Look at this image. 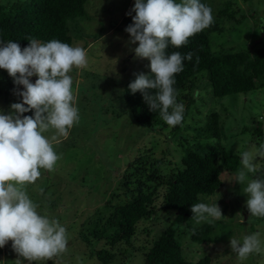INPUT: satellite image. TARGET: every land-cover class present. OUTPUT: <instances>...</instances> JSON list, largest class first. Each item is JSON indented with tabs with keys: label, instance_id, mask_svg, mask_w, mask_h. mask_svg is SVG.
<instances>
[{
	"label": "rangeland",
	"instance_id": "1",
	"mask_svg": "<svg viewBox=\"0 0 264 264\" xmlns=\"http://www.w3.org/2000/svg\"><path fill=\"white\" fill-rule=\"evenodd\" d=\"M206 1L214 11V22H221L223 29L222 32L209 34L214 51L264 48V0H253L247 4L242 0ZM134 4L135 0L87 1L89 14L78 20L79 32L74 33L73 46L79 45L87 50L88 66L74 68L70 73L80 121L67 137L58 136L53 141L55 151L62 154L55 170L42 169L41 177L27 187L30 198L39 205L38 211L57 219L66 227L68 250L52 260L29 262L18 257L10 241L0 248V264H104L93 255L104 248V240L92 236L88 239L93 232L90 222L97 223L103 218L105 223L115 207L130 200L118 189V176L143 148L152 149L162 164L178 162L185 150L182 141L190 132L171 137L172 134L168 132H172L170 126L163 133L160 132L161 128L158 131L142 128L133 120L125 100L121 98L125 85L136 79L135 74L143 72L147 75L150 68L149 60L137 59L131 51L138 43H128L130 34L125 29L133 23L132 17L129 24L124 25V22ZM228 12L234 14L236 19L227 17L225 14ZM4 74L6 70L0 69V89L7 92L8 89L2 88L9 82V79L1 81ZM204 74L199 76L195 89L188 92L190 97H180L185 107L184 113L188 112L182 128L191 125L194 130L202 124L201 120L209 117L210 111H216L223 124L221 141L226 152L241 157L242 152L259 148L260 145L250 143L251 134L244 130L252 127L254 122L264 127V89L217 99L208 82V75ZM35 80L33 77L32 81ZM198 85L199 88H196ZM193 97L194 103L191 102ZM10 105L6 97H0V111L8 114ZM44 135L51 138L55 130H49ZM210 141L217 140L210 138ZM258 143H264V137ZM254 163H258L257 169L264 166V160L260 158ZM245 172L246 186L260 174L250 176L246 169ZM236 173L223 170L221 177L225 189L210 199H203L208 204L218 203L221 208L224 217L216 221L245 223L239 241L242 242L247 235L259 233L264 247V218L251 217L249 212H244L248 196L233 198L230 192L240 187V183L235 181ZM115 194H120V198ZM157 203L160 206L161 199ZM155 218L142 223L132 245L120 244L116 248L115 260L111 264H147L144 256L148 250L146 246L172 224L175 216L160 209ZM194 223L197 224L196 221ZM85 237L86 241L81 239ZM183 250L188 260L194 262L201 258L203 249L187 237L183 240ZM203 252L208 253L204 254L206 256L210 255L213 264H264V253H253L242 261L227 244H211Z\"/></svg>",
	"mask_w": 264,
	"mask_h": 264
},
{
	"label": "clouds",
	"instance_id": "2",
	"mask_svg": "<svg viewBox=\"0 0 264 264\" xmlns=\"http://www.w3.org/2000/svg\"><path fill=\"white\" fill-rule=\"evenodd\" d=\"M132 12L133 23L125 29L130 34L128 43H138L131 51L135 58L150 61V74H135L129 89L133 94L142 93L150 110L159 111L163 121L175 127L182 124L185 111L184 104L177 101L175 76L192 54H168L166 50L169 45H186L191 37L210 27L213 10L201 0H135L128 15ZM28 40L24 48L12 40H0V69L12 77L14 93L22 98V102L10 105L8 114L0 111V248L11 241L18 257L34 262L52 260L68 250L66 227L38 211L39 205L30 198L27 187L41 177L42 169L55 170L62 154L55 151L53 141L58 136L67 137L80 121L70 73L88 66V52L57 39ZM33 77H37L34 83ZM29 112L34 115H24ZM49 130H55L51 138L44 135ZM257 158L264 160V143L241 153L243 167L235 181L242 184L246 180L245 169L256 171ZM244 192L251 217L264 218V177L250 180ZM191 212L197 223L224 217L218 203H196ZM230 247L242 261L253 253H264L259 233L245 236L242 242L231 238Z\"/></svg>",
	"mask_w": 264,
	"mask_h": 264
},
{
	"label": "trees",
	"instance_id": "3",
	"mask_svg": "<svg viewBox=\"0 0 264 264\" xmlns=\"http://www.w3.org/2000/svg\"><path fill=\"white\" fill-rule=\"evenodd\" d=\"M87 1L0 0V40L5 42L12 40L21 48L29 45V38L41 42L57 39L73 46L74 33L79 32L78 20L89 14ZM242 1L247 4L253 0ZM201 2L210 6L206 0ZM134 14L132 12L131 16L127 15L124 25L129 24ZM225 15L236 19V16L229 12ZM220 26L221 22L219 24L214 22L210 27L191 37L186 45L180 48L169 45L166 50L168 54L173 52H180L182 56L192 54L191 60L183 61V71L175 76L174 87L179 93L178 102H182V97H185L184 99L190 97L188 92L195 89L196 81L199 76L205 75L204 73L208 75H206L208 82L217 99L264 89V48L216 52L212 49L209 34L222 32ZM8 79L9 82L7 84L4 82L6 85L2 88L9 91L3 92L0 89V97H6L9 104L22 102V98L15 95L16 85L6 71L1 81ZM130 83L125 85L121 98L125 100L133 120L142 128L152 131L161 128L162 132L168 128L159 111L150 110L142 93L133 94L130 91ZM196 88H199V85ZM20 90H23L22 86ZM150 91L154 93V90ZM191 102H195L194 97ZM24 115H34V112ZM186 116L188 117V112L184 113V118ZM221 122L220 115L216 111H210L209 117L201 120L202 124L196 126L198 128L195 127L194 130L191 125L182 128L183 123L172 127V132L166 129L172 134L171 137L191 133L182 141L185 150L178 162L168 161L162 164L152 149L143 148L137 156L135 155L124 172L118 176V189L120 188L125 197H130V200L115 207L105 223L103 218L97 223L90 222L93 232L88 239L92 236L100 241L104 240V248L93 254L98 260L104 264H111L115 260L116 248L120 244L132 245L142 223L155 220L160 209L173 213L175 219L146 246L148 250L144 256L147 264H213L210 255H204L208 254L203 252L206 246L211 244L229 246L231 238L240 239L245 223L212 220L210 223L205 221L195 224V220L192 219L193 204L206 203L204 197L212 198L225 189L222 171L235 173L242 167L241 157L226 152L222 145ZM244 131L251 134L249 137L251 144L260 145L258 142L264 137L263 124L254 122L252 127H247ZM210 138L217 141L211 142ZM255 173H260L259 177H264V166L256 169L254 173L248 172L250 176H254ZM227 187L230 191L229 185ZM245 187L244 181L240 184L239 190L232 188L230 192L234 195L233 198L247 197ZM120 196L115 194V197ZM160 199L162 203L159 206L157 201ZM244 212H249L247 207ZM187 237L198 248L203 249L201 258L197 261H189L184 254L183 240ZM81 239L86 241V237Z\"/></svg>",
	"mask_w": 264,
	"mask_h": 264
}]
</instances>
